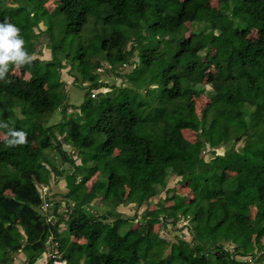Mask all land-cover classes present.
<instances>
[{"label": "trees", "instance_id": "16d2710c", "mask_svg": "<svg viewBox=\"0 0 264 264\" xmlns=\"http://www.w3.org/2000/svg\"><path fill=\"white\" fill-rule=\"evenodd\" d=\"M218 2L211 14L210 0H0L33 56L0 80V264H264V0ZM105 65L127 85L103 82ZM66 69L87 91L79 106ZM10 130L23 141L9 145ZM138 214L148 231L129 233ZM180 219L189 238L149 231Z\"/></svg>", "mask_w": 264, "mask_h": 264}, {"label": "rangeland", "instance_id": "374dc122", "mask_svg": "<svg viewBox=\"0 0 264 264\" xmlns=\"http://www.w3.org/2000/svg\"><path fill=\"white\" fill-rule=\"evenodd\" d=\"M209 7H210V13L211 14L215 13L217 11L218 7H219L218 0H210ZM49 10H50V12H53L54 4H49ZM41 25H43V24H41ZM186 26H187L188 31H189L187 36H190V34H193L191 32V30H192L191 27L192 26L189 23L186 24ZM42 28L45 29V27H43V26H42ZM257 37H258L257 36V32H253L249 36V38L252 39V40H256ZM41 42L43 44H45L47 42V40L46 39H42ZM41 58L45 59V60L50 59V52L45 50V49H43V56H41ZM106 67H107V65H105L103 67V69L100 71V74L102 75L103 82L109 83L110 85H112V84L120 85L123 82L124 85H127L125 83L126 81L124 79L118 78V77H116L114 75H111V74L107 73V70L105 69ZM132 69H133L132 67L127 65V66L123 67L121 72L129 73V72H131ZM72 74L73 73H68V69L64 70L63 74H62V78H63V81L65 83L64 86H65L66 97L68 98V102L70 104L79 106V105H81L83 103L84 98H85V94H86L87 91H86V89H84L85 88L84 87V83H82L81 80L76 82ZM102 91L105 92V91H107V89H102ZM169 95L171 96L170 93H169ZM160 96H161L162 100H164V101H167L169 99L168 95L165 94V93H163ZM193 101H194V104H195L197 115H198V117H201L202 113L205 110L206 105L209 103V99L206 98L205 96H202V97H195ZM61 118H62V114L60 112H57L55 114V116H53V118L51 119V123L57 122ZM184 136L189 141H191L192 143H196L197 142V135L195 133L191 132V131L185 132ZM0 138H1V135H0ZM238 140H239V142L235 145V149L241 150L242 146H243V143H242L241 138H239ZM233 146H234V144H231L229 146L219 147V148L216 149V153L217 154H224L225 152L229 151ZM65 150L68 151V152L73 153V149L70 146H65ZM211 157H212L211 149L209 147H207V151L205 153V159L210 161ZM75 158H77V157H75ZM58 161L60 162V160H58ZM78 163H80L79 159H78ZM95 179H96V176L87 184V186H90L95 181ZM52 181L56 185L55 186V190L53 189L54 192L61 194L62 192L66 191V183H65L64 179H57L53 175L52 176ZM174 186H175L174 190H175V192L177 194H180V193H182L184 191V192L187 193V195L191 196V193H190L189 189L187 188V184L184 183L181 186H180V184L177 185L175 177L172 178L169 181V187H174ZM46 190H47V188H45L42 191L43 194L46 193ZM172 195H173V193L169 194V198L170 199L165 201L164 207L166 209H168V210L175 209V205H174L175 204V200L171 199ZM165 196H166L165 193H162L161 195L156 196L154 198V202L153 203H150L147 206L145 205L144 207H142L140 209V213L143 210H145L147 207L155 208L156 207L155 205L157 204V202H159L163 198L165 199ZM58 200H61V199L58 198ZM63 204H64V201H63ZM45 208L46 209L43 210L42 213L49 212V210H51V204H50V206H46L45 205ZM94 208H96L98 212H103L105 210L104 207L101 204H99L98 200H97L96 205L94 206ZM63 210H64L63 208L60 209V211H63ZM119 210H122V212L127 213L128 215H134V213H135V211L131 207L127 208V207H122L121 206L119 208ZM177 217H179V215H177ZM186 223H187V220L180 219L178 221L177 226H173L171 224V225H168L167 229H162V221L161 220H153L152 225L150 227L151 229H149V231L159 232L167 240H170L173 243V242L176 241V238L178 236H183V237L187 236V238H189V235H186V231L183 229V226L186 225ZM146 228H147L146 225L141 222L139 214H138V217H136L135 220H134V225L132 227V230L129 233H133V232H135L137 230L148 231V229H146ZM79 242L83 243V241H79ZM228 246H231V245H228ZM50 256L51 255H49V254L43 255V257L37 262V264H47ZM55 256H57V255H55ZM57 257H59V256H57ZM25 260H26L25 254L24 253H19L18 255H15L13 264H24Z\"/></svg>", "mask_w": 264, "mask_h": 264}, {"label": "clouds", "instance_id": "9594fccd", "mask_svg": "<svg viewBox=\"0 0 264 264\" xmlns=\"http://www.w3.org/2000/svg\"><path fill=\"white\" fill-rule=\"evenodd\" d=\"M20 28L7 18L0 21V80H5L9 65L30 64L33 56L25 48V39L20 34ZM6 126V125H3ZM9 145L20 143L24 139V133L10 130Z\"/></svg>", "mask_w": 264, "mask_h": 264}, {"label": "built area", "instance_id": "2783aa9c", "mask_svg": "<svg viewBox=\"0 0 264 264\" xmlns=\"http://www.w3.org/2000/svg\"><path fill=\"white\" fill-rule=\"evenodd\" d=\"M43 190H44V189H43ZM63 261H64V262H63ZM62 263L65 264L66 261H65V260H60L59 257H58V258H57V257L55 258V260H54V264H62Z\"/></svg>", "mask_w": 264, "mask_h": 264}]
</instances>
